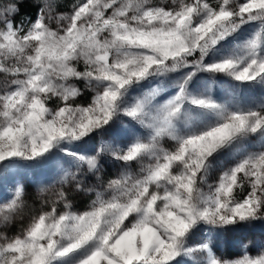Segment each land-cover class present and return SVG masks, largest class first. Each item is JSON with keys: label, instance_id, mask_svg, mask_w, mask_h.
Segmentation results:
<instances>
[{"label": "snow or ice", "instance_id": "obj_1", "mask_svg": "<svg viewBox=\"0 0 264 264\" xmlns=\"http://www.w3.org/2000/svg\"><path fill=\"white\" fill-rule=\"evenodd\" d=\"M21 3L0 0V264H264L219 245L264 222V103L198 84L264 86V0ZM16 166L56 172L38 203Z\"/></svg>", "mask_w": 264, "mask_h": 264}, {"label": "rangeland", "instance_id": "obj_2", "mask_svg": "<svg viewBox=\"0 0 264 264\" xmlns=\"http://www.w3.org/2000/svg\"><path fill=\"white\" fill-rule=\"evenodd\" d=\"M36 2V0H33ZM67 3L71 6L76 3V0H67ZM70 10L65 12H70ZM57 13H61L56 9ZM53 26H55L53 24ZM251 29H246L243 33L240 34L238 39H244L247 37L248 33ZM238 42V40H237ZM233 43V41H229V44ZM198 84L200 88L210 87L211 94L218 100H232L235 99L240 101L243 106L252 107L260 103H264V86L256 85L254 88H244L243 86H238L235 82L231 81L229 78L218 75V76H210L209 74H200ZM90 100V97L86 96L81 98V102H86ZM107 139V138H106ZM249 145H255L258 147L260 143V138H250L247 142ZM96 146V141L89 142L86 145V148H93ZM168 146V145H166ZM250 150H255V148H251ZM224 158H220L217 162H214L213 171L211 172L210 183L216 179L219 171L220 165L223 163ZM113 162L109 159L108 165H111ZM106 165V171H109L110 175H115L118 171V168H108ZM134 171L138 170V166H135ZM56 172L54 170H50L49 167H45L44 169L40 168H28L23 166H16L11 170V173L8 177H5L4 183L7 186L8 180L10 178H23L21 182L27 180L31 187L28 189L30 194L29 203H38V199L36 198V192L39 187L47 186L51 183L52 179H54ZM49 193H44L43 198H47ZM87 201L86 197L81 196L78 199L79 202ZM83 210V209H81ZM26 222V221H25ZM20 222H16L14 225L9 226L8 229H4L8 232L9 235L15 234L19 230ZM264 244V222L257 223L250 230L232 233V234H223L220 237L219 245L222 252L231 258H234L237 254H242L245 245H247L250 250V254L255 255L256 251L259 250V247Z\"/></svg>", "mask_w": 264, "mask_h": 264}, {"label": "trees", "instance_id": "obj_3", "mask_svg": "<svg viewBox=\"0 0 264 264\" xmlns=\"http://www.w3.org/2000/svg\"><path fill=\"white\" fill-rule=\"evenodd\" d=\"M35 1L33 0H22L20 5V15L17 17L19 21L22 18L32 17L35 12ZM71 6L67 3V0H57V9L60 12L70 10ZM90 97V96H88ZM87 201H85L86 203Z\"/></svg>", "mask_w": 264, "mask_h": 264}]
</instances>
